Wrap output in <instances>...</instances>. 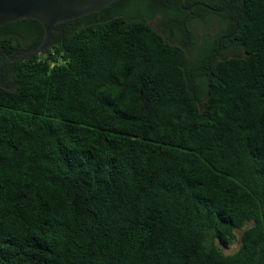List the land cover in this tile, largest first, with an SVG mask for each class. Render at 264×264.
I'll return each instance as SVG.
<instances>
[{
  "label": "trees",
  "instance_id": "trees-1",
  "mask_svg": "<svg viewBox=\"0 0 264 264\" xmlns=\"http://www.w3.org/2000/svg\"><path fill=\"white\" fill-rule=\"evenodd\" d=\"M198 2L115 0L9 63L43 27L0 25V264H264V0Z\"/></svg>",
  "mask_w": 264,
  "mask_h": 264
},
{
  "label": "water",
  "instance_id": "water-1",
  "mask_svg": "<svg viewBox=\"0 0 264 264\" xmlns=\"http://www.w3.org/2000/svg\"><path fill=\"white\" fill-rule=\"evenodd\" d=\"M113 1L115 0H0V25L24 18H33L41 23L43 27L41 42L35 48L18 53L14 59L30 58L50 47L56 23L99 12ZM183 2L184 0H179V5L186 11H191L197 5L210 8L200 2L184 7ZM210 9L220 11L215 8Z\"/></svg>",
  "mask_w": 264,
  "mask_h": 264
},
{
  "label": "rangeland",
  "instance_id": "rangeland-1",
  "mask_svg": "<svg viewBox=\"0 0 264 264\" xmlns=\"http://www.w3.org/2000/svg\"><path fill=\"white\" fill-rule=\"evenodd\" d=\"M138 6H134L131 8L132 11L137 9ZM211 19L208 22L199 21L196 19H193L191 21V25L193 28V39L185 46V51L187 54V68L189 70H195L197 66V54L200 49V46L205 44L206 42L213 41L214 38L219 34L217 33L218 29L222 27L221 24V18L218 15L212 14L210 15ZM150 22L154 25V27L163 34L167 38V40L171 43H180L182 41V35L176 34L175 37H170L169 32L166 30H163L161 26H159L158 18L157 16H153L150 18ZM190 40V39H189ZM45 52V51H44ZM44 52L40 53L43 54ZM235 53H243L242 49L234 48L233 46H230L226 48L225 50H222L221 54L225 57H230ZM192 81H194V87L197 90V94L199 95V98L202 101L205 100V91L204 88L206 87V81L207 76L205 75H198L194 76ZM240 230L236 231V235L238 236L240 234ZM239 246V241L236 240L233 244H231L229 247L224 248L225 253H232L234 252Z\"/></svg>",
  "mask_w": 264,
  "mask_h": 264
},
{
  "label": "flooded vegetation",
  "instance_id": "flooded-vegetation-1",
  "mask_svg": "<svg viewBox=\"0 0 264 264\" xmlns=\"http://www.w3.org/2000/svg\"><path fill=\"white\" fill-rule=\"evenodd\" d=\"M194 17H195V16H194ZM194 17L192 16V18H194ZM190 21H191V19H190ZM57 31H60V32H62V33H63V32H64V33L66 32L65 29H59V30H57ZM171 35L174 36L175 34L171 33ZM41 39H42V38H41ZM40 42H41V40H40ZM38 44H39V43H38ZM27 50H28V49H27ZM15 57H16V56H15ZM15 57H14V58H15ZM14 58H10V57H9V58L7 59V63H9L10 61H12ZM5 65H6V63H4L3 68H4ZM2 70H3V69H2Z\"/></svg>",
  "mask_w": 264,
  "mask_h": 264
}]
</instances>
